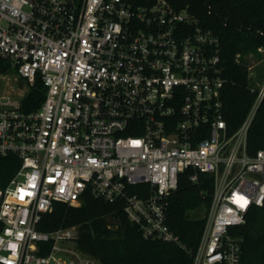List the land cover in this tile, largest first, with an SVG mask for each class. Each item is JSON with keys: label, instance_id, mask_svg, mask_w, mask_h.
<instances>
[{"label": "built area", "instance_id": "obj_1", "mask_svg": "<svg viewBox=\"0 0 264 264\" xmlns=\"http://www.w3.org/2000/svg\"><path fill=\"white\" fill-rule=\"evenodd\" d=\"M4 66L46 96L25 110L0 95V157L19 163L0 186V264H102L77 246V225L38 227L87 192L123 203L145 238L183 245L168 196L189 168L214 179L194 264H242L232 228L264 205V148L248 150L262 65L248 66L255 99L233 132L220 37L168 0H0Z\"/></svg>", "mask_w": 264, "mask_h": 264}, {"label": "trees", "instance_id": "obj_2", "mask_svg": "<svg viewBox=\"0 0 264 264\" xmlns=\"http://www.w3.org/2000/svg\"><path fill=\"white\" fill-rule=\"evenodd\" d=\"M130 1L140 4L153 0ZM168 1L178 10L189 11L204 29H212L220 37L227 78L222 110L229 130L235 131L255 99L250 89L249 63L245 55L254 52L262 57L264 54V0ZM260 47L263 52L259 51ZM0 71L7 72L8 68L0 67ZM45 96V87L39 78L23 97L22 106L25 110L36 109ZM262 148L264 102L248 134L249 152L253 154ZM18 166L19 163H11L10 158L0 157V186L6 184ZM191 172L193 169L189 168L181 174L177 189L168 196L167 222L178 233L183 245L145 238L140 226L129 219L123 203L107 201L91 192L85 193L80 205L55 202L53 210L43 214L38 227L52 231L77 225V246L102 264H194L214 190V179L208 173L199 172L198 181H193ZM200 211H205V215H192ZM232 231L242 236V264H264V205L252 207L246 222L234 226Z\"/></svg>", "mask_w": 264, "mask_h": 264}, {"label": "rangeland", "instance_id": "obj_3", "mask_svg": "<svg viewBox=\"0 0 264 264\" xmlns=\"http://www.w3.org/2000/svg\"><path fill=\"white\" fill-rule=\"evenodd\" d=\"M249 64L254 67H260L264 64V54L262 57L257 56L254 52H249L245 55ZM16 76V70L10 68L7 72L0 74V95L6 94L11 97L21 100L24 94L30 89V86L25 82V86L19 87V82ZM195 217H201L205 215V211L194 212L192 214Z\"/></svg>", "mask_w": 264, "mask_h": 264}, {"label": "water", "instance_id": "obj_4", "mask_svg": "<svg viewBox=\"0 0 264 264\" xmlns=\"http://www.w3.org/2000/svg\"><path fill=\"white\" fill-rule=\"evenodd\" d=\"M19 85H20V87H23V85H24V82H23V80H22V79H20V80H19Z\"/></svg>", "mask_w": 264, "mask_h": 264}]
</instances>
